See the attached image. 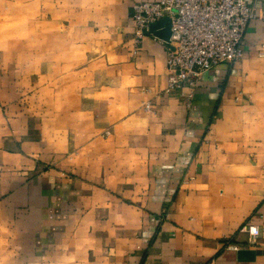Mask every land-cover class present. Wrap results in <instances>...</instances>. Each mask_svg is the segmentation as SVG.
<instances>
[{"label":"crops","instance_id":"0c3cea01","mask_svg":"<svg viewBox=\"0 0 264 264\" xmlns=\"http://www.w3.org/2000/svg\"><path fill=\"white\" fill-rule=\"evenodd\" d=\"M155 1L39 0V49L0 50V264H264V0L190 106L136 43Z\"/></svg>","mask_w":264,"mask_h":264},{"label":"built area","instance_id":"2783aa9c","mask_svg":"<svg viewBox=\"0 0 264 264\" xmlns=\"http://www.w3.org/2000/svg\"><path fill=\"white\" fill-rule=\"evenodd\" d=\"M172 24L166 70L167 95L187 89L182 96L192 104L202 76L216 66L235 65L244 58L245 31L256 18V8L246 0H157L134 6L132 20L139 44L150 26L163 19ZM151 111V104H145ZM249 242L260 235L249 224Z\"/></svg>","mask_w":264,"mask_h":264},{"label":"rangeland","instance_id":"374dc122","mask_svg":"<svg viewBox=\"0 0 264 264\" xmlns=\"http://www.w3.org/2000/svg\"><path fill=\"white\" fill-rule=\"evenodd\" d=\"M19 1L20 3L24 2L25 5L30 6V9L27 12V14L25 15L18 14L15 15V18H13L15 13H12L10 17L0 12V50L3 51L4 53H6V50L9 46L8 45L9 41L16 44H22L24 42L23 39H27L26 47L30 48L31 52H34L37 49H39L37 45L38 41H36L40 33L38 28V22L40 17H42V15H40L39 13V0H26V1L19 0ZM2 2H4L3 5L1 4V0H0V7L2 6L5 8L7 4V0H2ZM42 6L44 7V5ZM21 7L22 5L18 6V8ZM47 7L49 6L47 5ZM12 47L13 46L11 45V48Z\"/></svg>","mask_w":264,"mask_h":264},{"label":"water","instance_id":"95a60500","mask_svg":"<svg viewBox=\"0 0 264 264\" xmlns=\"http://www.w3.org/2000/svg\"><path fill=\"white\" fill-rule=\"evenodd\" d=\"M149 33L155 36L158 39H161L167 44L171 42L172 36V24L170 19H163L155 24H152L149 29ZM255 255L254 251L250 250H241L238 252L239 261H252V258Z\"/></svg>","mask_w":264,"mask_h":264}]
</instances>
